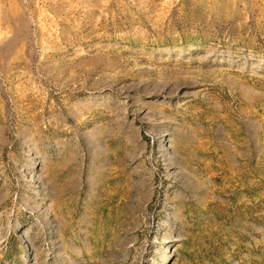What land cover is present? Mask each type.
<instances>
[{
    "label": "rangeland",
    "instance_id": "1",
    "mask_svg": "<svg viewBox=\"0 0 264 264\" xmlns=\"http://www.w3.org/2000/svg\"><path fill=\"white\" fill-rule=\"evenodd\" d=\"M0 264H264V0H0Z\"/></svg>",
    "mask_w": 264,
    "mask_h": 264
}]
</instances>
